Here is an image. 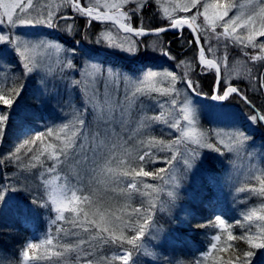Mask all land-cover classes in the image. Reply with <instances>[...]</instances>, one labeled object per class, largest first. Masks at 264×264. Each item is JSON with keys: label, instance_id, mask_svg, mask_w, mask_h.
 Instances as JSON below:
<instances>
[{"label": "snow or ice", "instance_id": "6c2138e0", "mask_svg": "<svg viewBox=\"0 0 264 264\" xmlns=\"http://www.w3.org/2000/svg\"><path fill=\"white\" fill-rule=\"evenodd\" d=\"M130 3L135 6L124 11ZM153 3L161 6L160 0H85L84 4L80 0H61L55 6L43 7L33 0H0V146L7 143L12 130L10 117L15 114L13 106L19 108L29 78H38L40 92L28 118L30 123L17 128L18 143L10 152L0 154V169L5 162L15 169L12 174L5 171L0 179V211L14 207L27 219L38 216L40 209L49 213L47 230L34 233V239L20 250L21 264H142L143 257L156 259L157 254L145 237L158 240L162 227L156 219L157 212L173 218L182 198L181 189L188 192L189 185L195 188L201 169L210 159L203 150L224 158L229 154L245 156L251 162L245 179L255 180L259 186L243 184L235 192L264 198V167L259 166L264 162V146L257 147L253 138L237 127L213 129L209 134L200 125L205 107L210 112L222 110L233 94L252 109L245 119L252 125H264V113L252 105L231 77L220 75L221 63L227 67L228 48L237 47L242 58L235 61L240 66L233 69L236 78L248 80L254 91L259 82V90L264 91V0H178L162 6L164 26L146 28L142 19L133 26V17H140ZM65 6L73 15L66 13ZM192 9L196 11L191 16L177 15ZM76 16L86 18L89 26L92 21L111 22L132 37H159L169 31L182 36L187 28L193 33L188 44L197 45L196 59L201 71L216 73L211 93H202L199 82L191 79L186 70L177 73L162 66L158 70L146 66L138 74H127L77 48L78 41L66 47L62 38L53 33L62 30L74 35ZM199 18L202 20L197 23ZM69 20L73 23H67ZM61 21L65 23L62 25ZM21 28L50 31L33 39L19 32ZM217 28L222 31L217 32ZM202 38L212 59L205 55ZM96 43H106L131 56L175 60L158 40L147 47L143 40L116 42L108 30L101 33ZM220 48L223 52L217 58L215 53ZM53 58L54 67L50 63ZM257 63L259 76L253 72ZM185 65L190 66L191 62L181 61L176 67ZM16 69L19 76H15ZM10 71L15 78L7 75ZM9 79L11 84L7 83ZM178 82L182 88L176 87ZM157 96L170 100L162 102ZM205 100L210 103L205 105ZM165 103L179 105L178 116L169 111L167 115L172 118H167ZM153 107L158 111L149 115ZM45 109L56 116L49 114L43 130L38 131L31 124L44 121ZM181 120L186 126L181 125ZM156 124L163 126L159 138L151 135ZM165 135L172 138L166 141ZM130 142L138 145L135 159L130 158L126 147ZM159 162L166 167H155ZM145 178L159 183H148ZM93 183L110 188L125 203L114 208L107 201L93 199ZM161 194L166 198L162 200ZM249 198L234 196V202L246 203ZM133 200L137 201L135 205ZM182 212L195 219V212L188 207ZM240 215L242 219L235 221L242 229L239 235L233 234L234 225L221 215L196 225L217 230L211 236L208 251L201 254L207 264L223 259L214 252L229 249L231 256L226 264H254L258 250L264 255V202ZM65 224L69 227L65 228ZM222 234L226 239L224 246L218 248ZM240 241L247 245L246 249L232 243ZM160 259L162 264H183L175 259ZM202 260L195 264H202ZM0 264L15 261L5 256L0 257Z\"/></svg>", "mask_w": 264, "mask_h": 264}, {"label": "trees", "instance_id": "16d2710c", "mask_svg": "<svg viewBox=\"0 0 264 264\" xmlns=\"http://www.w3.org/2000/svg\"><path fill=\"white\" fill-rule=\"evenodd\" d=\"M133 6L130 5L129 8ZM153 8L145 10L141 13L140 17H135L136 19L140 18L143 20V24L146 28H155L164 26L166 21H155L153 16ZM195 12V9L188 13L178 12L177 15H188L191 16L192 13ZM139 21H134L133 25L136 26ZM155 21V22H154ZM68 23H73L70 21ZM75 27L77 31L74 35H66L65 33L54 32L53 35L55 37L62 38V41L65 43L66 47H71L73 41H78L79 43L76 45L77 48H83L85 51L91 52L92 55L96 57L98 61L103 62L105 65H114L129 74L136 73L138 74L142 69L147 67H152L154 70H158L161 68L169 69L176 71L177 73L181 71H188L190 78L198 81L200 86V91L202 93L210 94L212 90V86L215 82L216 76L214 71H201V66L197 63V46L195 43L188 44V41L193 38L190 32L187 29L183 30L182 36L178 35L174 32H167L160 34L159 37L156 36H145V37H132L129 34H123L118 28L113 25H100L97 23L92 22L89 26L86 20H81L80 18L76 17L74 21ZM103 30H111L112 38L116 37V42L127 41L129 39H136V40H143L144 46L147 47L153 41L158 40L161 44H163L167 50L171 53L172 56L175 57V60H168L162 56H157L156 59L146 58L143 55L140 56H131L127 53L120 51L119 49L110 48L107 46L106 43L97 44V38L100 36V33ZM48 29H34L31 32H26V35L31 36H43L44 33L48 32ZM24 34V33H23ZM203 45L205 48V52L207 55L213 58V54L208 52V47L205 44L204 39ZM214 44L213 40L211 41ZM127 46V45H125ZM223 52V48L220 49L219 52L215 53L216 57H220ZM240 49L234 46H230L228 48V61L232 62L240 58L239 53ZM191 62V65H185L181 68H177L176 65L181 62ZM219 62V60H218ZM195 71H192V69ZM9 77H13V73L10 71L7 74ZM20 71L16 69L15 76H19ZM11 79L7 81L8 84H11ZM19 82V81H18ZM240 90L244 91L248 99L257 107V109L264 113V91L259 90L257 88V92H250L248 88L244 87V83H240L237 85ZM177 88H182V83L178 82L176 85ZM40 95L39 92V83L38 78L33 79L29 78L26 82V89L25 92L22 94L19 100V108L16 105L13 106L14 115L10 117V127L11 131L8 132L7 136V143L3 146H0V154L8 153L13 148L12 142L16 140V133L17 128L21 124H29L30 121L28 118L32 115L33 105L35 104V97ZM157 99L163 101H169L170 98L168 97H159ZM182 99V97L180 98ZM233 99L237 100L236 96ZM209 101H204V104L208 105ZM240 107H234L235 112L238 113L242 128L244 131L250 135L255 145L261 144L264 146V126L262 125H252L250 124L245 117L252 112V109L249 108L244 102L239 100ZM224 108L222 111H226ZM229 110V109H227ZM158 111V109L154 108L149 115L153 114L154 112ZM169 111L172 112L173 116H178L179 114V105L172 107L170 103H165L164 112L166 117L171 119L172 117H168ZM221 111V110H219ZM217 112L216 110H212L211 113ZM49 114L55 118L56 113L50 112L49 109H45L43 112L44 121H38L35 124H31L32 127L36 128L38 131L43 130L44 123L48 121ZM210 117V116H209ZM185 122L181 120V125L184 126ZM163 126L160 124L153 125V130L151 135L156 136L157 138L161 137L160 129ZM202 128H204L202 126ZM208 129V128H207ZM211 134V133H210ZM178 135L173 133V136ZM166 141L171 139L165 135L163 137ZM129 152L131 153V159H135L138 151V145L134 143H129L126 145ZM208 153L207 156L210 158L207 163L204 164V167L207 169L208 172L217 173V161H220L221 168L226 165L225 160H218L215 153ZM161 156L165 155V153H161ZM249 161L245 156L234 157L232 162H236L235 164H247ZM155 167H166L163 162H159L155 165ZM7 171L9 174L15 172L13 167L7 165L5 162V167L0 169V179L3 178L4 172ZM227 171L230 172L229 176L237 180V175L234 173V168L228 165ZM235 174V175H234ZM222 175V174H221ZM199 178H202L199 175ZM198 178V179H199ZM215 180V177H211ZM198 179L196 181V186L193 188L189 185V191L191 192L192 197L194 196L195 199L191 200L181 198L178 201V207L173 211V218H175V222H172L173 218L168 217L165 213L157 212L156 219L159 221V226L162 227V237L159 241L147 239L146 241L152 242L154 245L157 258L153 259L152 257H143L142 264H162L161 257L167 258L169 260H178L182 261L183 264H195L197 260H202L201 254L208 251L209 244L211 243V236L215 235L217 230L212 227H205V228H198L196 225L198 224H205L208 221L212 220L216 215H221L229 224H233V234L239 235L242 232V229L239 225L235 224L234 217H231L228 213V210L225 209L218 213L216 210L217 204H207L204 199H213L214 197V185H207L206 187H201L198 183ZM148 183L157 184L158 181H154L151 178H145ZM205 183V182H203ZM208 187V189H206ZM91 188L94 190L93 199L100 198L101 201H107L108 203L112 204L114 208H118L125 203L122 198L116 197L110 190V188H106L103 184H96L93 183ZM107 190L109 195L105 198H102L100 195L101 192L106 193L104 190ZM210 192L211 196H207L206 194H202L203 192ZM243 196L248 197L254 201L256 205L258 203L264 202V198L251 195L250 193H241ZM166 197L161 194V199H165ZM222 206H226V202L219 199ZM17 203H22V201H17ZM133 205L137 203L136 200L131 202ZM184 207H188L189 209H195V219L193 220L191 217H188L186 213L182 212ZM2 211H0L1 213ZM38 216H33L31 219L25 218V216L20 218H12L11 220L5 219L0 214V257H11L15 264H21L20 260V250L24 248L25 244L29 240L34 239V233L36 232H45L47 230L48 218L49 213L43 209L39 210ZM218 213V214H217ZM67 215V213H66ZM204 217V218H203ZM240 218L239 220H241ZM182 220H186L187 223H181ZM65 228L69 227L67 224L64 225ZM55 229H53L54 231ZM226 237L222 234L221 242L218 244V248L224 246ZM186 242V243H185ZM237 243L241 249H246L247 245L244 244L242 241L240 242H232ZM107 254V253H105ZM218 257H223V259H218L216 264H226V261L231 256V249L227 252H219L213 253ZM263 255H261L260 251H257L258 259L254 261V264H263ZM91 259V257H88ZM40 264H47V261H41ZM119 264V262H116ZM202 264H207L206 261L202 260Z\"/></svg>", "mask_w": 264, "mask_h": 264}, {"label": "rangeland", "instance_id": "374dc122", "mask_svg": "<svg viewBox=\"0 0 264 264\" xmlns=\"http://www.w3.org/2000/svg\"><path fill=\"white\" fill-rule=\"evenodd\" d=\"M34 4H38L40 6H44V5H52V6H55V4H59L61 2V0H33ZM81 4H84L85 3V0H80ZM101 2L103 3V0H101ZM173 2H178V0H160V4L161 6L158 7L155 3L151 4L149 7H147L145 10H148L150 8H153L155 11H153V16H154V20L155 21H165L163 18H162V15L160 14L162 12V6H167L168 4L170 3H173ZM132 5L133 7L135 6L134 4H128L125 6L124 8V11H128L130 8L129 6ZM102 12L105 11V9L103 7H101L100 9ZM143 10V12L145 11ZM193 10V9H192ZM191 10V11H192ZM65 11L67 14H69V12L71 11L70 9H67L66 6H65ZM171 11V9H170ZM196 11V10H195ZM141 16V15H140ZM80 17V16H79ZM81 19H86L84 17H80ZM140 18L136 19L135 16L133 17L132 19V24L134 21H139ZM202 20V18H199L197 20V23H200ZM87 21V20H86ZM154 21V22H155ZM65 22H61V24L63 25ZM134 26V25H133ZM76 28V27H75ZM35 29H44V28H35ZM77 29V28H76ZM34 29L33 28H21L19 29L18 31L21 32V33H24L26 35V32H31L33 31ZM222 29L221 28H217V32H221ZM60 33H64L62 30L59 31ZM107 30H103L101 33H106ZM100 33V35H101ZM28 38H36L37 36H31V35H26ZM138 38V37H137ZM113 40L116 41V37L112 38ZM214 44H216V41L213 40ZM207 45V44H206ZM208 47V45H207ZM221 49V48H220ZM220 49L217 52L220 51ZM249 52H253L252 49H248ZM256 52H258L259 50H255ZM209 52V51H208ZM239 56H240V59L242 58V54L241 52L239 53ZM243 59H246V58H243ZM236 61V60H235ZM235 61H232V62H229L227 60V67L221 63V67H222V70H223V78L227 79L229 77H231V80H232V83L236 86L240 83H244V87L245 88H248L250 91H252V89L249 87V82L248 80L246 79H237L236 78V73L233 69L237 68V67H240L239 65H236L235 64ZM52 67H54V58L50 61ZM249 67H252V65H248ZM259 63H257V65L255 67H253V72L255 75L259 76ZM241 72H243V68H241ZM257 86H259V82H257ZM227 105V107H235L236 105L239 104V102L235 99H233V95L229 98L228 101H226L225 103ZM203 113H207L208 115H210V117H207L206 114H202L201 117H200V125H201V129L208 132L209 134L211 133V131L213 129H218V128H223V129H231L233 127H237V128H240L242 129L241 127V121H240V118L239 116H237L235 114L234 111L232 110H226V111H217V112H214V113H210L209 111H207L206 109L203 110ZM210 113V114H209ZM184 126H186V122L184 124ZM202 126L204 128H202ZM208 128V129H207ZM17 134V133H16ZM16 143H18V141H14L12 142V146H14ZM257 147H260V146H257ZM204 151V154L207 155L208 153H212V152H208L207 150H203ZM231 155V154H230ZM232 156V155H231ZM233 157V156H232ZM232 164H235L236 162H231ZM260 167H264V162H262L260 165ZM249 167L248 165L244 164V163H241V164H237L236 166V170H237V187H240L243 185V182H246L249 180L248 179H245V177L247 175H249ZM252 180V179H251ZM251 185L253 186H256L258 187V182L257 181H250ZM218 187V186H217ZM216 187V188H217ZM106 193H103L101 192L99 196H101L102 198H105L109 195L108 191L105 189L104 190ZM110 196V195H109ZM5 213L7 215H10L12 213L14 214H17L19 213L15 208H10L9 210L5 211ZM22 215V214H20ZM18 215V216H20ZM162 237V234L160 233V238ZM158 239L156 241H159L160 243V240L161 239ZM149 246L152 248V250L156 253L155 251V248H154V245L152 244V242H149V241H146ZM42 251V250H41ZM38 255L40 254V252L37 253Z\"/></svg>", "mask_w": 264, "mask_h": 264}, {"label": "water", "instance_id": "95a60500", "mask_svg": "<svg viewBox=\"0 0 264 264\" xmlns=\"http://www.w3.org/2000/svg\"><path fill=\"white\" fill-rule=\"evenodd\" d=\"M109 23H111V22H109ZM220 75H221V70H220Z\"/></svg>", "mask_w": 264, "mask_h": 264}, {"label": "bare ground", "instance_id": "6f19581e", "mask_svg": "<svg viewBox=\"0 0 264 264\" xmlns=\"http://www.w3.org/2000/svg\"><path fill=\"white\" fill-rule=\"evenodd\" d=\"M204 218V217H203Z\"/></svg>", "mask_w": 264, "mask_h": 264}]
</instances>
